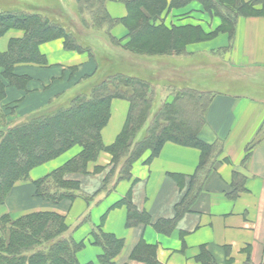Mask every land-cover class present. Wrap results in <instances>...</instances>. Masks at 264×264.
Wrapping results in <instances>:
<instances>
[{
    "label": "crops",
    "instance_id": "0c3cea01",
    "mask_svg": "<svg viewBox=\"0 0 264 264\" xmlns=\"http://www.w3.org/2000/svg\"><path fill=\"white\" fill-rule=\"evenodd\" d=\"M242 1L251 4L258 0ZM72 3L76 5V0H67L64 5ZM106 7L115 19L127 16L122 0H106ZM57 10L74 21L72 9L60 6ZM254 10L255 14L239 18L232 43L227 34H220L188 45L185 56L158 57L150 62L130 59L152 71L155 80L176 86L175 91L181 84H190L208 94L211 103L199 140L219 151L204 171L198 174L203 159L199 148L170 141L155 158L147 151L133 165L131 178L120 181L92 207L83 199L53 205L38 198L34 183L79 156L83 148L75 146L33 168L29 181L17 184L0 207V220L4 216L14 220L35 213H55L72 226L87 213L73 235L77 244H83L77 253L79 264H100L104 250L95 243L94 232L122 241L116 264H147L133 259L142 246L154 250L157 264H264V0L257 2ZM159 22L169 29L200 28L208 35L221 25L220 19L206 12L199 2L166 10ZM24 35L22 30H10L0 39V53L8 50L12 39ZM111 35L124 44L128 42L123 24L114 27ZM39 51L45 65L20 64L15 68L16 75L28 78L27 88L7 84L1 107L16 120L44 108L97 70L88 53L66 50L62 39L40 45ZM212 70L217 71L215 75ZM168 71L179 75L160 76ZM198 72L205 74L201 85L202 81L192 76ZM159 100L163 103L169 95L166 98L161 93ZM130 110L129 101H112L110 119L101 133L105 147L116 143ZM112 159L110 153L101 152L88 164L87 174L69 179L78 181L85 194L100 196ZM184 199L189 209L178 218L177 209Z\"/></svg>",
    "mask_w": 264,
    "mask_h": 264
},
{
    "label": "trees",
    "instance_id": "16d2710c",
    "mask_svg": "<svg viewBox=\"0 0 264 264\" xmlns=\"http://www.w3.org/2000/svg\"><path fill=\"white\" fill-rule=\"evenodd\" d=\"M15 1L21 4L20 8L0 5V39L10 30L25 33L22 39H12L8 50L0 53V206L6 203L16 181L28 180L33 168L58 158L75 146L83 148L79 156L34 183L37 197L53 205H58L65 198L74 200L75 192L81 191L80 183L66 181V175L87 174L88 164L96 161L101 152H108L113 157V168L104 179V188L114 177L116 167L122 166L118 179L110 189H104L105 193L111 192L120 181L130 179L133 165L147 151L151 152V158H155L164 144L170 141L202 151L198 174L210 165L219 150L199 140L204 115L211 103L208 94L191 88L190 84H181L172 102L161 106L159 90L176 86L155 80L150 75L152 71L142 67L141 74L126 75L113 69V65L127 61V54L137 56L136 61L139 62L142 59L150 62L149 57L185 56L188 45L214 39L220 34H227L232 43L239 18L255 14L254 6L263 0L251 4L242 0H122L127 10L123 19L111 17L106 0H76L81 23L89 30L80 36H86L87 40L95 38L93 31H100L104 36L96 39L106 40L113 55L86 46L80 36L72 35L66 26L45 16L42 6L35 0ZM192 2H199L206 12L220 19L217 31L208 35L200 28L169 29L159 24V18L166 10L184 8ZM118 24H123L128 30V42L125 44L111 35V30ZM198 35L203 37L198 38ZM57 39L64 41L68 51L88 53L97 66L96 72L84 76L71 88L74 90L80 86L79 93L67 104L60 101L71 89L57 95L37 112L9 121L1 108L7 84L20 89H26L28 84L26 76L16 75V66L45 65L46 60L39 47ZM192 76L202 81L200 85L204 82L205 74L198 72ZM114 99L129 101L131 110L116 143L105 147L101 133L110 119ZM157 99L160 106L155 108ZM56 106L58 108L51 110ZM188 209L189 203L184 199L178 206L177 217ZM83 222L78 223L77 228ZM128 223H131V218ZM0 230V264H79L77 253L83 244L73 240L65 218L58 214L35 213L14 220L4 216L0 220ZM68 231L69 235L65 237ZM94 240L104 250L100 264H116L114 261L123 249L122 241L102 232H94ZM133 259L157 264L154 250L149 247L136 249Z\"/></svg>",
    "mask_w": 264,
    "mask_h": 264
},
{
    "label": "rangeland",
    "instance_id": "374dc122",
    "mask_svg": "<svg viewBox=\"0 0 264 264\" xmlns=\"http://www.w3.org/2000/svg\"><path fill=\"white\" fill-rule=\"evenodd\" d=\"M33 1V0H32ZM35 2H37V4L39 3L42 7H41V11L45 14V16H47V17H49L50 19H52L53 21H55V22H57V23H59L60 25H62V26H66V29L68 30V32L69 33H71L72 35H74V36H80V35H84V33L85 32H87V31H89V30H87V29H85L84 27H83V25H82V23H81V20H80V16H79V10H78V7H77V2H76V5L74 4L73 5V3H72V6H66V5H64L66 2H67V0H35ZM5 5V7L6 8H14V7H19L21 4H18L15 0H0V5ZM62 4V5H61ZM1 5V6H2ZM60 6L62 7V6H64L65 8H70V9H72V13H70L71 15H72V17L71 18H73L74 19V21H72L70 18H67L66 16H64V14H62V11L61 10H57L56 11V9H59L60 8ZM20 8V7H19ZM69 12V11H68ZM221 12V11H220ZM71 20V21H70ZM88 20L90 21V19L88 18ZM158 23V22H157ZM160 23V22H159ZM118 25H120V24H118ZM118 25H116V26H118ZM115 26V27H116ZM93 34H95V35H93V37H95V38H89V39H85L86 38V36H80V40H83L84 41V43H85V45L86 46H91L92 48H94L95 50H100V51H102V52H105V53H108V54H110V55H113L114 53H113V51H111L109 48H111L108 44H107V42H106V40H105V42L103 41H101L100 39H96L97 38V36H98V38H102V37H100V36H104L103 35V33H101L100 31H93ZM199 37L198 38H200V37H203L202 35L200 36V35H198ZM220 35H218L217 37H219ZM216 37V38H217ZM105 38V37H104ZM201 39H203V38H201ZM215 39V38H214ZM205 41H209V40H204V41H201V42H199V43H202V42H205ZM230 41V40H229ZM126 56H128L127 57V61H125L124 59V61H122L123 63H120V64H116V65H113V66H115V67H113V69H116L117 71H121L123 74H126V75H132L133 73H137V74H141V72H140V65L139 64H136V66H134L135 65V61H131L130 59L131 58H133L134 60H138V59H136V57L137 56H131V54H127ZM144 58H147V57H144ZM158 58V57H157ZM147 59H152L153 61H155V57L153 58V57H149V58H147ZM143 60V59H142ZM127 62H129V63H132L131 65L130 64H128ZM127 63V64H126ZM122 69V70H121ZM149 71V70H148ZM114 72H115V70H114ZM184 71H182L181 72V74L183 73ZM212 72H213V74L215 75L216 74V72L217 71H215V70H212ZM145 73V75H148L147 73H146V71L144 72ZM150 75H155V74H153V72L152 73H150ZM179 75V73H171L170 71H168L167 73H164V74H161L160 76H162V77H168V78H175V77H177ZM97 78L98 79H100V75H98L97 76ZM154 78H155V76H154ZM215 78V77H214ZM95 81H97V79H95ZM81 82V81H80ZM78 87V86H77ZM72 89H73V87H72ZM71 89V90H72ZM79 89H80V86L77 88V89H74V90H72L70 93H68L66 96H64L62 99H61V101H60V103L61 104H64V103H66L67 104V101L71 98V97H73V96H75L77 93H79ZM67 92V91H66ZM159 92L160 93H162V94H164L165 93V95H166V98L168 97V95H169V100H167V101H165V102H163V103H166V102H168V103H170V102H172V100L174 99V97H175V94L178 92L177 90L175 91L174 89H172V88H167V89H165V91H161V89L159 90ZM159 99V98H158ZM156 100L155 101V108H158L159 106H160V102H159V100ZM163 103H161V106L163 105ZM59 106V105H58ZM2 108V107H1ZM56 108H58L57 106L56 107H54L53 109H51V110H54V109H56ZM2 111L4 112V114L7 116V119L9 120V121H13V120H15V118H13V117H11V114H10V112H8V111H4L3 109H2ZM50 111V110H49ZM37 112V111H36ZM14 113V112H13ZM12 113V114H13ZM11 118H10V117ZM112 168H113V164H112V166H111V168H110V170L109 171H107V174L105 175V177H104V179L106 178V176L109 174V172L112 170ZM121 168H122V166H117L116 167V172L114 173V177L108 182V183H106V187L104 188V180H103V182H102V188L100 189V191L99 192H102L101 194H100V196H91V195H87V194H85L82 190L80 191V192H75V196H76V198L74 199V200H69V201H75L76 199H83V200H85L87 203H88V205H91L90 207H92L93 205H95V204H97L98 202H99V200H101L105 195H106V193H105V190L104 189H110L113 185H114V182L118 179V177H119V172H120V170H121ZM77 175H79L78 173H71L70 175H66V178H65V180L66 181H68V180H72V179H69L70 177H75V176H77ZM82 175V174H81ZM83 175H85V174H83ZM29 180H23V179H21V180H18V181H16L15 183H14V186H13V188H12V190H11V192H10V194L12 193V191H13V189H14V187L17 185V184H19V183H27ZM74 181H76V180H74ZM113 191V190H112ZM10 194H9V196H10ZM9 196H8V198H9ZM39 198V197H38ZM41 199V198H40ZM8 200V199H7ZM64 200H68V199H64ZM95 200V201H94ZM63 201V200H62ZM61 201V202H62ZM94 201V202H93ZM7 202V201H6ZM6 204V203H5ZM4 204V205H5ZM3 206V205H2ZM2 206H0V207H2ZM88 217V214L86 213V216H85V219ZM2 219V218H1ZM84 219V220H85ZM82 221V220H81ZM81 221H78V222H76L75 224H73L72 226H69V228L71 229V231H70V234H72V235H74V232H75V230H76V228H77V225H78V223H80ZM67 224V223H66ZM68 225V224H67ZM73 232V233H72ZM69 231L65 234V237H66V235L68 236L69 234ZM1 234H2V232H1ZM1 237H2V235H1ZM245 264H248V263H245Z\"/></svg>",
    "mask_w": 264,
    "mask_h": 264
}]
</instances>
